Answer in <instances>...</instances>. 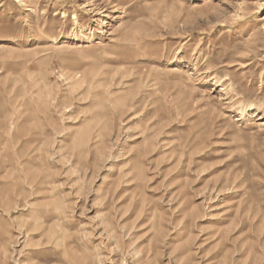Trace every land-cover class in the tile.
I'll use <instances>...</instances> for the list:
<instances>
[{"label": "rangeland", "instance_id": "rangeland-1", "mask_svg": "<svg viewBox=\"0 0 264 264\" xmlns=\"http://www.w3.org/2000/svg\"><path fill=\"white\" fill-rule=\"evenodd\" d=\"M0 264H264V0H0Z\"/></svg>", "mask_w": 264, "mask_h": 264}, {"label": "bare ground", "instance_id": "bare-ground-1", "mask_svg": "<svg viewBox=\"0 0 264 264\" xmlns=\"http://www.w3.org/2000/svg\"><path fill=\"white\" fill-rule=\"evenodd\" d=\"M75 19H77V18H75ZM64 47H67V45L66 46H64ZM173 73L174 74H176V75H178L179 77L180 76H183V70H181V69H176L175 71H173ZM238 120V119H237ZM239 120H241V118L239 119Z\"/></svg>", "mask_w": 264, "mask_h": 264}]
</instances>
